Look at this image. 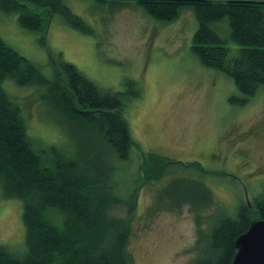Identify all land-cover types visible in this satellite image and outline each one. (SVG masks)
Returning a JSON list of instances; mask_svg holds the SVG:
<instances>
[{
    "label": "rangeland",
    "instance_id": "374dc122",
    "mask_svg": "<svg viewBox=\"0 0 264 264\" xmlns=\"http://www.w3.org/2000/svg\"><path fill=\"white\" fill-rule=\"evenodd\" d=\"M63 1L91 27L92 35L70 27L58 14L45 30L29 31L18 24L15 12L0 10V38L48 79L63 60L102 89L121 94L133 138L144 152L170 160L163 175L150 181L133 147L117 163L113 177L119 201L109 213L130 220L127 250L132 264H193L212 223L234 217L242 204L264 194V85L245 102L234 100L240 92L233 79L204 66L191 49L198 26L191 8L160 21L134 0ZM210 26L224 40L229 56H235L239 46L230 39L228 19ZM3 88L21 109L37 145L75 151L68 121L60 120L41 87L7 79ZM137 89L139 95L132 97ZM250 128L254 133L235 137ZM79 135L88 143L94 140L88 131ZM194 162L200 166L188 165ZM176 178L202 183L213 203L199 212L188 203L166 207L170 199L158 194ZM188 185L193 189L194 184ZM190 198L200 199L196 189ZM24 236L22 201L4 197L0 188V244L19 250Z\"/></svg>",
    "mask_w": 264,
    "mask_h": 264
},
{
    "label": "trees",
    "instance_id": "16d2710c",
    "mask_svg": "<svg viewBox=\"0 0 264 264\" xmlns=\"http://www.w3.org/2000/svg\"><path fill=\"white\" fill-rule=\"evenodd\" d=\"M134 1L160 21H171L181 8H191L198 22L191 49L204 66L233 79L240 92L234 99L238 103L264 85V0ZM0 10L15 12L18 24L29 31L45 30L58 14L70 27L92 35L91 27L63 0H0ZM223 18L229 21L230 39L239 46L233 57L210 26ZM7 79L43 89L42 96L56 107L60 120L68 121L73 153L55 144L35 143L21 109L3 88ZM138 95L137 89L132 97ZM121 97L63 60L56 63L54 78L48 79L0 38V188L4 197L22 201L25 228L21 249L0 244V264H132L127 250L130 220L109 213L119 201L113 177L117 163L136 148L151 181L163 175L170 159L143 151L131 134ZM79 131H88L93 142L82 140ZM188 184H194L193 189ZM195 189L199 200L190 198ZM158 197L170 199L166 207L188 203L196 212L213 203L211 191L202 183L179 178L162 188ZM254 219L264 220V194L250 205L242 204L234 217L212 223L193 264H230L236 252L234 240Z\"/></svg>",
    "mask_w": 264,
    "mask_h": 264
},
{
    "label": "water",
    "instance_id": "95a60500",
    "mask_svg": "<svg viewBox=\"0 0 264 264\" xmlns=\"http://www.w3.org/2000/svg\"><path fill=\"white\" fill-rule=\"evenodd\" d=\"M236 252L230 264H264V220L254 219L234 240Z\"/></svg>",
    "mask_w": 264,
    "mask_h": 264
},
{
    "label": "flooded vegetation",
    "instance_id": "af4514ba",
    "mask_svg": "<svg viewBox=\"0 0 264 264\" xmlns=\"http://www.w3.org/2000/svg\"><path fill=\"white\" fill-rule=\"evenodd\" d=\"M251 129V128H250ZM237 131H239V130H237ZM250 132H252V133H254L253 131H252V129H251V131H249L248 129L247 130H244V131H242L241 132V134H237L235 137H237V136H239V135H246V134H250ZM235 139V138H234ZM264 148V147H263ZM264 151V150H263ZM205 153H203L202 155H204ZM208 156H212L213 154L212 153H210V154H207ZM263 156H264V153H263ZM264 170V169H263Z\"/></svg>",
    "mask_w": 264,
    "mask_h": 264
}]
</instances>
